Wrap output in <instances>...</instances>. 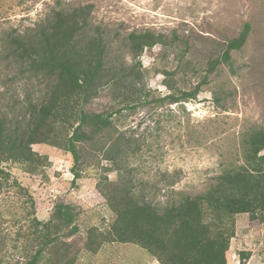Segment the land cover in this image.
<instances>
[{"label":"trees","instance_id":"1","mask_svg":"<svg viewBox=\"0 0 264 264\" xmlns=\"http://www.w3.org/2000/svg\"><path fill=\"white\" fill-rule=\"evenodd\" d=\"M91 7L56 6L29 31L2 39L3 56L15 61L41 94L32 101L27 92L24 105L0 112V162H14L35 173L48 158L33 151L32 145H52L70 154L74 183L91 163L105 161V174L100 175L96 190L114 219L104 230L95 225L87 228L83 249L88 252L96 253L108 242L131 243L158 264H227L236 216L247 214L250 221L264 223V129L251 126L246 130L240 163L221 170L203 192L173 191L175 180H167L164 186L170 188L172 197L161 201L156 193L162 188L147 190L149 183L138 181L128 165V157L141 152L143 136L123 129L120 117L125 110L150 102L158 103L157 107L181 106L195 99L213 82L219 65L232 68L231 51L244 46L251 25L243 23L237 36L224 41L220 54L206 62L190 90H175L167 82L168 93L156 97L143 83L140 55L145 48L166 44L165 36L144 30L108 39L93 23ZM197 73L193 68V74ZM210 93L214 106L223 109L224 87L218 84ZM99 96L107 97L109 103L100 110L86 109ZM109 172H115L116 179H110ZM162 177L165 180L168 174ZM10 178L0 166V192L16 184ZM28 199L34 211L35 203ZM79 213L77 205L58 202L45 221L32 216L27 228L20 227L15 233L16 243L21 236L27 242L25 254L10 264H75L79 250L63 238L78 231L75 219ZM3 222L0 214V252L6 239L1 237ZM14 248L20 247L15 244ZM239 257L244 264L249 253L241 252ZM0 264H5L1 255Z\"/></svg>","mask_w":264,"mask_h":264},{"label":"rangeland","instance_id":"2","mask_svg":"<svg viewBox=\"0 0 264 264\" xmlns=\"http://www.w3.org/2000/svg\"><path fill=\"white\" fill-rule=\"evenodd\" d=\"M59 5H91V19L108 39H122L130 31L162 33L166 44L145 48L140 55L143 83L156 97L168 93L167 82L175 90H190L206 62L220 54L224 41L237 36L243 23H249L246 43L231 51L232 68L219 65L213 82L195 99L181 102V106L157 107L158 103L150 102L125 110L120 117L123 129L143 136L141 152L130 155L128 165L138 181L149 183L147 190L162 188L156 193L161 201L172 197L170 188L164 186L167 180H175L173 191L198 194L221 170L240 163L243 134L251 126L264 129V0H0V45L7 35L32 29ZM124 59L131 60L126 54ZM193 68L198 69V75L193 74ZM218 84L226 94L220 100L223 109L214 106L210 93ZM35 88L19 65L4 57L0 49V112L24 105L27 92L29 99L36 100L41 93ZM108 103L107 97L99 96L86 109L100 110ZM114 118L119 121V116ZM32 149L48 158L38 172L28 173L14 162H0L10 173V181L16 182L0 192L1 237L6 238L0 255L5 264L21 261L25 254L26 240L21 236L16 243L18 228L26 229L34 215L45 221L58 202H70L80 209L75 219L78 231L63 238L79 250L75 264H158L131 243H104L96 253L83 249L88 227L104 230L114 219L96 190L100 175L105 174V161L91 163L72 183L69 153L43 143L33 144ZM163 173L168 174L165 180ZM107 175L112 180L117 176L115 172ZM29 196L35 203L34 211ZM15 219L19 222L14 223ZM15 244L20 248H14ZM241 252L249 253L244 264H264V223L250 221L247 214L236 216L227 264H242Z\"/></svg>","mask_w":264,"mask_h":264}]
</instances>
